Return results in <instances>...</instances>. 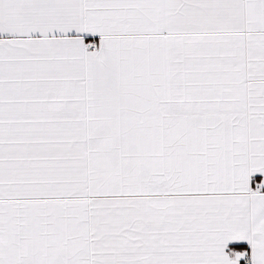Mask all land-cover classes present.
I'll use <instances>...</instances> for the list:
<instances>
[{"label": "snow or ice", "instance_id": "snow-or-ice-1", "mask_svg": "<svg viewBox=\"0 0 264 264\" xmlns=\"http://www.w3.org/2000/svg\"><path fill=\"white\" fill-rule=\"evenodd\" d=\"M0 264H264V0H0Z\"/></svg>", "mask_w": 264, "mask_h": 264}]
</instances>
